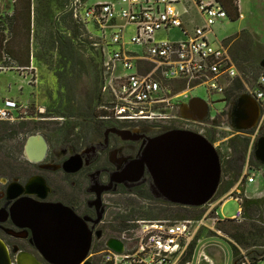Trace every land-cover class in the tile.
<instances>
[{"label": "built area", "instance_id": "1", "mask_svg": "<svg viewBox=\"0 0 264 264\" xmlns=\"http://www.w3.org/2000/svg\"><path fill=\"white\" fill-rule=\"evenodd\" d=\"M191 7L201 18V25H193L194 21L186 18ZM73 11L75 18L85 25L88 40L100 51L104 101L100 107L101 120L145 126L149 132L158 134L191 131L206 138L221 119L228 120L231 104L226 93L240 79L244 84L242 95L252 97L260 112L256 126L242 135L253 147L264 136V62L256 80L245 77L222 42L216 43L211 38L213 27L228 18L217 0H118L95 3L91 7L78 0ZM89 23L101 32L100 38L88 32ZM160 34L167 38L158 39ZM128 45L139 46L141 50L125 49ZM178 85L183 88L177 89ZM200 86L207 87L209 95L219 94L226 99V107L213 118L209 111L201 122L185 119L181 107L192 99L187 94ZM206 102L209 108L213 104ZM20 112L15 100L4 99L0 105V122L14 123ZM257 172L247 164L238 186L243 181L245 186L254 184ZM228 198L239 204L243 202L241 196L228 193L218 204H212L214 197L205 204L210 208L200 219L131 221L130 227L109 239L120 242L121 251L108 248L106 241L102 250L90 248L85 264H192L201 230L216 231L217 221L224 220L219 218L218 208ZM213 212L215 216L210 217ZM232 220H244L242 207ZM194 242L195 248L190 253ZM201 257L211 264L206 256Z\"/></svg>", "mask_w": 264, "mask_h": 264}, {"label": "rangeland", "instance_id": "2", "mask_svg": "<svg viewBox=\"0 0 264 264\" xmlns=\"http://www.w3.org/2000/svg\"><path fill=\"white\" fill-rule=\"evenodd\" d=\"M14 1L1 0L0 34H2V29H7L6 37L8 39L11 38L10 30H13L10 16L15 13ZM79 1L85 2L86 7H91L95 3H116L118 0ZM258 2V0H239L238 4L243 17L240 16V19L236 21H231L227 18L213 27L215 32L214 41L216 43L222 42L232 60L235 58L257 63L264 57V44L259 40L258 37L260 36L256 37L250 33H240L242 30L247 29L256 35L263 36L264 41V16L253 17L244 10L246 7H254ZM228 4L233 7V0H229ZM77 6L78 0H31V12L33 14L31 16L29 69H19L20 67L18 66L20 64L6 53L8 49L1 53V58L4 60L2 61L3 68L0 69V99L15 100L21 111L28 113L23 118H51L38 121L33 119L31 121L33 122L31 127H38L41 134L47 137L50 142L67 139L70 131V139L74 140L75 145L79 143L89 145L96 140L98 135V132L92 128L93 124L91 123L94 122V119L91 116L92 114L98 116L102 114L100 107L104 104V101L101 98L102 84L99 81L97 60L92 59L93 57H91L92 55L87 51L86 47L75 46L73 48L68 37V34L73 31L71 20L73 10ZM20 18L21 20H26L24 16H20ZM186 18L193 20V25L202 24L201 18L193 7H191L189 16H186ZM25 24L26 21L22 25L25 26ZM87 29L94 38L101 37V32L92 23L88 24ZM24 32L23 29L21 39L23 43ZM110 34L111 32H108V35ZM172 35L175 34L173 33ZM166 38L165 34L158 36V39ZM6 46L7 48L10 47V43ZM125 49L131 51L141 50L136 45H128ZM19 52L17 51V54H15L18 57ZM179 88L180 86L178 85L177 89ZM209 94L207 87L200 86L191 90L187 95L190 98H200L211 102L222 99L219 94ZM225 107L226 103L212 104L209 108L210 116L212 118L216 117L218 112L224 110ZM17 123L14 122L13 124ZM216 125L218 127L213 129L215 133H208L206 139H209L208 141L216 147V150L222 153H225L226 148L230 146V139L237 140L233 148L236 153L233 150L232 157L235 171L242 174V170L247 164L252 170L257 169L258 171L254 184L245 186L243 181V184L238 186L239 178L235 186L240 190H234L230 194L235 193L233 197H237L243 188L245 198L264 200V166L256 161L254 147L250 143L245 154L242 153V140L245 135L234 130L229 119H221ZM72 127H76L74 131H71ZM25 136L17 135L16 133L11 138L4 139L2 138V133H0V179L13 180L17 178L15 173H5L8 169L6 167H11L6 160H14L20 165L25 164L24 159L21 157L22 152L20 151L19 143L21 140L26 142L27 137H31L32 134ZM224 196L216 192L212 204H218V201ZM105 203L107 206L105 223L100 227L104 233L103 241L108 236L117 235L118 232L115 227H125L123 224L126 220L144 219L143 216L153 209V206L151 207L148 201L138 199L132 195H108L105 197ZM258 206L255 209L258 212L251 214V216L255 221L264 223V202L260 201ZM209 208V206L200 207L198 208V213H202V216H204ZM239 208V202L233 198H228L218 208V216L220 219L232 220ZM172 211L169 215L170 218L165 220H175L180 219L181 216H186V213L182 210L172 209ZM213 211L216 212V208ZM213 213L210 217L215 216V213ZM187 218L191 219L192 216ZM206 224L210 225L209 222H206ZM1 235L9 244H14L13 240L3 232ZM219 237L232 242L219 231L216 232L207 228L201 230L199 234L200 242L193 255L192 264H207L201 257L203 252L207 254L208 261L211 264H234L231 246ZM100 244L104 247V242ZM100 244L94 247L93 251L104 249ZM249 251L263 252L264 248H251ZM239 252L241 256H246L247 254V251L242 248H239ZM246 262L251 263V260L245 257V264H247ZM258 264H264V259Z\"/></svg>", "mask_w": 264, "mask_h": 264}, {"label": "water", "instance_id": "3", "mask_svg": "<svg viewBox=\"0 0 264 264\" xmlns=\"http://www.w3.org/2000/svg\"><path fill=\"white\" fill-rule=\"evenodd\" d=\"M215 103H226V99ZM208 113V103L200 98H192L181 107L183 118L193 121L205 120ZM259 114L257 102L243 94L231 103V127L246 134L256 126ZM119 134L126 140L142 139L126 132ZM32 138L41 142V147L37 146L38 158H32V161L40 162L46 155V142L42 137L31 136L25 142V152ZM254 156L264 166V136L257 141ZM145 173L150 176V190L155 198L174 205L200 208L215 196L221 181L222 165L217 150L208 139L191 131L171 130L147 139L138 158L128 162L125 169L111 177L110 186L138 184ZM35 181L31 179L26 188ZM41 184H44L43 181ZM11 187L15 193L12 198L23 193L32 195L21 189L17 193L15 184L9 186L8 192ZM104 190L109 191L110 188L105 187ZM102 214L103 211L98 214L96 223ZM10 218L16 227L31 231L34 247L42 260L31 253L20 252L12 261L7 246L0 239V264H85L92 234L86 223L70 209L59 204H37L25 197L10 209ZM107 247L119 252L122 244L108 240Z\"/></svg>", "mask_w": 264, "mask_h": 264}, {"label": "flooded vegetation", "instance_id": "4", "mask_svg": "<svg viewBox=\"0 0 264 264\" xmlns=\"http://www.w3.org/2000/svg\"><path fill=\"white\" fill-rule=\"evenodd\" d=\"M27 114L24 111L20 112L15 121L18 122V127L24 122H31L33 119L35 121L51 119L23 118ZM228 119L230 120L229 117ZM31 123L33 125V122ZM91 124H93L92 128L98 132V135L96 140L89 145L81 143L75 145L74 140L70 138L50 142L47 137L41 134L38 127L32 128L31 125L20 129L19 135H26L25 137H27L28 134H32V136L42 137L47 148L42 161H32V158L37 159L39 156L37 146H41L40 142L34 138L36 143L30 146L32 151L26 153L25 140H21L19 143L22 152L21 157L25 162L24 167L29 170L25 173H17V178L13 180L0 179V239L7 246L12 261L20 252L31 253L38 260H42L34 247L31 231L16 227L10 218V209L18 200L28 197L37 204H59L70 209L86 223L92 234L91 249H94L100 243L104 242L105 244L113 237L108 236L103 241L104 233L100 229L101 225L105 223L107 210L105 197L116 194L121 188L131 190L144 183L150 182L151 184L150 176L145 173L138 184L127 183L110 186L111 177L116 172L125 169L128 162L138 158L144 142L158 136V132H149L145 126L117 125L112 121H103L98 118H95ZM120 132L141 136L142 139L139 141L126 140L122 134H119ZM31 155L32 158H29ZM33 178L36 179L34 182L36 186L42 185L41 182L43 181V189H37V192L32 195L23 193L16 198H8L10 193L8 188L11 184L16 185L18 192V189H26V185ZM105 187H109L110 190L105 191ZM101 211H103L102 217L96 223L95 221ZM2 232L12 239L14 244H9L3 239Z\"/></svg>", "mask_w": 264, "mask_h": 264}, {"label": "trees", "instance_id": "5", "mask_svg": "<svg viewBox=\"0 0 264 264\" xmlns=\"http://www.w3.org/2000/svg\"><path fill=\"white\" fill-rule=\"evenodd\" d=\"M217 1L220 2L224 7V9L226 10L229 20L236 21L239 19L240 16H239L238 0H233L234 2V4L232 5L233 7H231L228 4L229 0H217ZM1 3L2 2L0 0V16H2ZM13 7L15 13L14 15L12 14L10 16L12 22L11 28H13L12 31L10 30L11 38L8 39L6 37L7 29H2V34H0V69L3 68L2 61L4 60V59L2 60L1 58V53L5 52L8 49L6 53L9 55V57H11L16 62H18V64H20L18 66L20 67L19 69L28 70L30 63L31 16L33 14L31 12V0H15ZM20 16H24L26 20H21ZM17 21H18V25L16 26ZM24 21H26L25 26L22 25L24 24ZM71 21L73 23V31L70 32V34H68V37L71 40V44L73 45V48H75V46L86 47L87 51L92 55L91 56L93 57L92 59L97 60L99 81H101L102 84L100 51L95 49L93 43L88 40V37L86 35L85 25L75 18L74 12ZM23 29L25 31L24 43L21 40L23 36ZM241 33L249 34L246 31H243ZM8 43H10V47L7 48L6 45ZM17 51H20L19 57L15 55L17 54ZM233 61L236 64L237 69L241 74H243L245 77L252 78V80H256L260 75L261 64L262 62H264V57L261 58L257 63H252L247 60H238L235 58H233ZM182 88L183 85H180V89ZM243 91H244L243 82L240 79H236L229 87L226 93V99L228 103L231 104L235 99H237L239 96L242 95ZM101 112L103 113L102 110ZM99 116L96 114H92L91 118L100 119ZM31 124H32L31 122L28 123L24 122L18 127L17 124H13L10 122H0V133H2V138L4 139L11 138L14 134L16 133L18 134L20 132V129H23ZM75 128L76 127H72L71 131H74ZM212 132L215 133V131ZM68 135H69L68 138H71L70 131ZM229 141H230V146L226 148L225 153H222L217 150L222 163V177L219 188L217 190V193H219L220 195L228 194L229 191L235 186V184L238 182L239 178L241 177V172L237 173L235 171L233 159H232L233 150L236 153V150L233 148L237 140L232 138ZM248 145H249V139L244 136L242 140L243 154H245ZM6 162L7 163L9 162L11 167H6L8 169L6 170L5 173L8 174L15 173L16 176L17 173L19 174L25 173L29 170L27 169V167L18 164L14 160L12 161L6 160ZM237 190L240 189L237 188ZM114 195H120V196L132 195L138 199L148 201L151 207L153 206V209L150 208L151 209L150 212H148V214H145L143 216L144 219H137V220H161V219L170 218L169 215L171 214V212H173L172 209L182 210L186 213V216H181L180 219H175V220H186L188 219L187 217L189 216H192L191 219H200L202 217V213H198L199 211L198 208L174 205L166 202L165 200L155 198L150 190V182L138 185L131 190L121 188ZM233 195H235V193H233ZM238 195L241 196V198L243 199V202L240 204V207H242L244 211V220L242 222H237L234 220H226V219L218 220L215 229L216 231L221 232L224 236H226L228 239L232 241L229 242L225 238L219 237L220 239L225 240L231 246L234 264L245 263V257H248L251 260V263L246 262L247 264H258L260 261H262V259H264V251L250 252L249 250L251 248H258V247L264 248V223L255 221L254 218H252L251 214L258 212L255 209L259 207L258 205L260 201L264 202V200H253V199L245 198L243 188L240 191V194ZM131 221H135V220L134 219L126 220L123 224L125 225V227L123 228L115 227V230L117 232L126 230L128 227H130L129 222ZM195 243L196 242H194V244L190 247V253L195 248ZM239 248H242L247 251L246 256H241L239 252Z\"/></svg>", "mask_w": 264, "mask_h": 264}, {"label": "crops", "instance_id": "6", "mask_svg": "<svg viewBox=\"0 0 264 264\" xmlns=\"http://www.w3.org/2000/svg\"><path fill=\"white\" fill-rule=\"evenodd\" d=\"M239 1V0H238ZM259 2L258 3H256L255 4V8L254 7H251V8H244V10L245 11H247V14H249L250 16H264V0H258ZM238 8H239V16H242L243 17V15L241 14V9H240V7H239V4H238ZM240 19V18H239ZM238 19V20H239ZM243 31H246V32H248V33H250L252 36H256V37H258V36H260V37H258L259 38V40L264 44V41H263V36H261V35H256V34H254V33H252L250 30H247V29H244V30H242L241 32H243ZM240 32V33H241ZM215 33V32H214ZM237 35V34H236ZM212 39L214 38L213 36L211 37ZM2 99H0V105H2ZM234 190H237V186H235L234 188H232L231 189V191H229V193H231V192H233ZM202 255H204V256H206V257H208L207 256V254L205 253V252H203L202 253Z\"/></svg>", "mask_w": 264, "mask_h": 264}, {"label": "bare ground", "instance_id": "7", "mask_svg": "<svg viewBox=\"0 0 264 264\" xmlns=\"http://www.w3.org/2000/svg\"><path fill=\"white\" fill-rule=\"evenodd\" d=\"M38 139V138H37ZM38 141H39V139H38ZM40 142V141H39ZM36 143V140L34 139V138H32V139H30V141H29V144H28V147H27V151H32V148L30 147V146H32L33 144H35ZM40 145H41V142H40ZM41 147V146H40ZM27 151H26V153H27ZM38 152H39V150H38ZM35 153V152H34ZM29 158H32V155H31V157H29ZM40 188L41 189H43V186L42 185H40V186H36V184H34V183H32V186L30 185L29 187H27L26 189H24L23 190V192H30V193H32V194H34V193H36L37 192V189H39L40 190ZM18 193V192H17ZM19 193H21V191L19 192ZM15 195V193H13L12 192V187L10 188V193L8 194V198H11V197H13Z\"/></svg>", "mask_w": 264, "mask_h": 264}]
</instances>
